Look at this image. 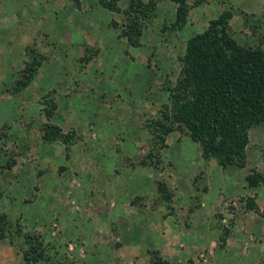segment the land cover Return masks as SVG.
Instances as JSON below:
<instances>
[{
  "label": "rangeland",
  "instance_id": "obj_1",
  "mask_svg": "<svg viewBox=\"0 0 264 264\" xmlns=\"http://www.w3.org/2000/svg\"><path fill=\"white\" fill-rule=\"evenodd\" d=\"M131 1L0 0V264H122L127 243L147 264H264V183L247 180L264 175V123L246 165L223 167L172 117L187 41L230 12L264 49V0H188L181 29L156 0L141 46L114 24Z\"/></svg>",
  "mask_w": 264,
  "mask_h": 264
},
{
  "label": "trees",
  "instance_id": "obj_2",
  "mask_svg": "<svg viewBox=\"0 0 264 264\" xmlns=\"http://www.w3.org/2000/svg\"><path fill=\"white\" fill-rule=\"evenodd\" d=\"M173 1L178 3L174 26L181 29L188 21L190 5L188 0ZM117 2L100 0L111 10H119ZM155 7L156 0H132L125 11V23H114L121 27V36L130 45L141 46L143 20L151 16ZM230 19V12H223L187 41L182 77L172 90V117L200 143L205 158H215L223 167H244L250 129L264 123V49L241 44L229 31ZM159 124L162 128L158 135L164 141L163 134L170 133L173 127L164 121ZM46 137L60 139L62 129L54 125ZM247 180L256 187L264 183V175L251 174ZM250 204L259 210L254 202ZM25 258L34 264L31 253Z\"/></svg>",
  "mask_w": 264,
  "mask_h": 264
},
{
  "label": "crops",
  "instance_id": "obj_3",
  "mask_svg": "<svg viewBox=\"0 0 264 264\" xmlns=\"http://www.w3.org/2000/svg\"><path fill=\"white\" fill-rule=\"evenodd\" d=\"M122 220L125 221L127 220L126 217L122 216ZM173 232V231H172ZM158 232L154 231L153 232V236L156 235ZM195 234L198 235H202L201 233H197V232H192V237H195V240L193 242L197 243V236H195ZM195 243V244H196ZM146 245L142 246V244H131V243H127L125 244V251H126V257L121 260L122 264H147L145 261V258L139 259L137 258V255L135 254L136 250H142V248H147L145 247ZM160 249H162L165 253H167L168 255H170V257L172 258V256H177L179 257L182 256L180 251L177 250L175 244L171 243L170 240H164L161 244V246H159ZM176 258L174 259V261L176 262Z\"/></svg>",
  "mask_w": 264,
  "mask_h": 264
}]
</instances>
